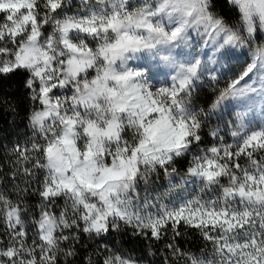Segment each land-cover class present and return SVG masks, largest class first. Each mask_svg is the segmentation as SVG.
<instances>
[{"label": "snow or ice", "instance_id": "snow-or-ice-1", "mask_svg": "<svg viewBox=\"0 0 264 264\" xmlns=\"http://www.w3.org/2000/svg\"><path fill=\"white\" fill-rule=\"evenodd\" d=\"M14 78L0 264H264V0H0Z\"/></svg>", "mask_w": 264, "mask_h": 264}, {"label": "trees", "instance_id": "trees-1", "mask_svg": "<svg viewBox=\"0 0 264 264\" xmlns=\"http://www.w3.org/2000/svg\"><path fill=\"white\" fill-rule=\"evenodd\" d=\"M213 87L209 82H204L197 88L196 94L207 98L212 94ZM0 95L6 96L10 101V105H0V168L7 171L11 148L18 142L26 143V137L30 134L27 127L29 101L20 78L0 82ZM183 231L185 235L180 238L183 248H192L195 251L204 244L198 232L189 229Z\"/></svg>", "mask_w": 264, "mask_h": 264}, {"label": "rangeland", "instance_id": "rangeland-1", "mask_svg": "<svg viewBox=\"0 0 264 264\" xmlns=\"http://www.w3.org/2000/svg\"><path fill=\"white\" fill-rule=\"evenodd\" d=\"M240 70H242V69H241V66L236 65L235 67H233V66L230 65L228 68L221 69V72H222V73H223V72H226L227 75H228V77H231V76L233 75L234 72H238V71H240ZM204 82H205V84L208 83L207 80H205ZM204 82H203V83H204ZM224 82H226V81H225V80H221V81H220V86H222ZM162 184L166 185V181L161 180V181L157 182V184L155 185V188H156V189H159L160 191H163L164 189L160 187V185H162ZM191 187H195V186H191ZM190 190H191V189H190ZM154 194H155V193H154ZM192 194L195 195L196 193H195V192H192Z\"/></svg>", "mask_w": 264, "mask_h": 264}]
</instances>
